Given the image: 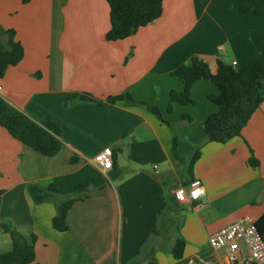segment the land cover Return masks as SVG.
Segmentation results:
<instances>
[{"label": "crops", "instance_id": "obj_1", "mask_svg": "<svg viewBox=\"0 0 264 264\" xmlns=\"http://www.w3.org/2000/svg\"><path fill=\"white\" fill-rule=\"evenodd\" d=\"M246 5L264 0H163L160 18L108 42L105 0H0V27L14 31L24 52L0 79V98L37 123H56L63 142L58 154L44 157L0 127V254L11 250L2 228L8 225L30 243L35 237L32 264H223L207 237L264 214V102L241 136L225 144L201 143L204 122L218 110L207 99L217 92L211 82L192 86L193 105L173 104L170 115L167 109L169 93L182 89L171 72L193 56L212 73L217 60L237 70L262 62L264 13L239 15ZM125 94L144 106L106 102ZM175 137L185 162L172 159ZM200 143L192 179L203 193L191 205L174 200L162 219L164 197L191 181L187 159ZM107 147L112 168L102 172L91 161ZM84 184L87 192L74 197V187ZM72 196L67 230L58 232L56 205Z\"/></svg>", "mask_w": 264, "mask_h": 264}, {"label": "trees", "instance_id": "obj_2", "mask_svg": "<svg viewBox=\"0 0 264 264\" xmlns=\"http://www.w3.org/2000/svg\"><path fill=\"white\" fill-rule=\"evenodd\" d=\"M22 5H28L31 0H19ZM109 7L110 28L105 35L108 42H115L132 36L140 28L153 23L162 14L163 0H105ZM241 16L253 13L260 17L264 13V5H246L238 9ZM13 30H4L0 27V79L4 76L8 67L16 66L24 56L23 48L15 39ZM2 38L7 42L3 43ZM261 63H250L241 70L235 66L217 60L215 71L212 73L206 62L193 56L186 64L178 66L171 72V76L177 79L182 89L169 93V106L167 112L171 114L172 105L180 106L193 105L190 98L192 86L200 80L211 82L216 88L215 94H210L207 99L214 104L218 110L211 114L203 125L204 139L201 143L225 144L228 141L240 137L242 130L246 127L252 115L264 102V48ZM78 94L70 95L68 103L76 101ZM123 102L126 106L143 105L135 102L129 94L116 97H109L106 102L114 104ZM101 104L100 101L97 102ZM147 110L154 115L161 123H166L157 108L146 106ZM182 121L190 122L188 116H182ZM0 127L14 140L31 148L44 157H54L61 150L63 142L60 139V128L54 122L37 123L16 110L10 104L0 98ZM195 148L192 155L187 159V172L192 180V169L200 158L199 146ZM172 159L176 162H185L177 153V139L173 140L171 147ZM71 162L75 158L71 157ZM250 166L257 167L258 162L251 155L248 160ZM188 184V183H187ZM187 184H184L187 185ZM87 185H76L73 196L87 192ZM56 193V189H51ZM68 198L59 201L56 205V214L52 219V227L58 232H65L66 214L70 207L76 202V198ZM173 194L166 195L165 211L162 216H168L174 204ZM157 217L154 218L150 233L155 234ZM256 227L264 237V214L256 221ZM3 230L11 239V250L0 254V264H32L35 261L34 241L28 242L21 234L8 225L2 226ZM147 241L144 240L142 245ZM179 252L174 253L178 259L181 256L183 242L177 240ZM138 256H142L140 253ZM151 264H157L153 259Z\"/></svg>", "mask_w": 264, "mask_h": 264}, {"label": "built area", "instance_id": "obj_3", "mask_svg": "<svg viewBox=\"0 0 264 264\" xmlns=\"http://www.w3.org/2000/svg\"><path fill=\"white\" fill-rule=\"evenodd\" d=\"M235 66V63L232 64ZM1 91V87H0ZM102 172L112 168V151L101 150L91 161ZM203 193L202 183L192 179L187 185L174 189L176 201L193 204L199 201ZM209 247L219 252L223 264H264V237L256 227V221L250 217H242L207 237ZM189 264H209L204 261L190 260Z\"/></svg>", "mask_w": 264, "mask_h": 264}, {"label": "rangeland", "instance_id": "obj_4", "mask_svg": "<svg viewBox=\"0 0 264 264\" xmlns=\"http://www.w3.org/2000/svg\"><path fill=\"white\" fill-rule=\"evenodd\" d=\"M74 102H75V101H74ZM168 114L170 115V113H168ZM177 143H178V141H177ZM177 153H178V152H177ZM179 156H180V155H179ZM250 218H251V217H250ZM162 219H166V218H165L164 216H162ZM135 259H136V260H135L136 262L141 260V259H140V256L135 257ZM135 261H134V262H135ZM136 262H135V263H136ZM211 264H214V263H211Z\"/></svg>", "mask_w": 264, "mask_h": 264}]
</instances>
